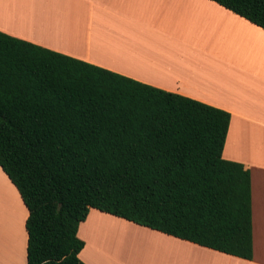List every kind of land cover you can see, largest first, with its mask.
<instances>
[{"label":"trees","instance_id":"obj_1","mask_svg":"<svg viewBox=\"0 0 264 264\" xmlns=\"http://www.w3.org/2000/svg\"><path fill=\"white\" fill-rule=\"evenodd\" d=\"M264 30V0H210ZM229 114L0 33V169L27 210L25 264H83L88 210L251 259L250 180Z\"/></svg>","mask_w":264,"mask_h":264},{"label":"crops","instance_id":"obj_2","mask_svg":"<svg viewBox=\"0 0 264 264\" xmlns=\"http://www.w3.org/2000/svg\"><path fill=\"white\" fill-rule=\"evenodd\" d=\"M0 33L229 114L249 172L251 259L89 209L83 264H264V30L210 0H0ZM27 210L0 169V264H25Z\"/></svg>","mask_w":264,"mask_h":264}]
</instances>
